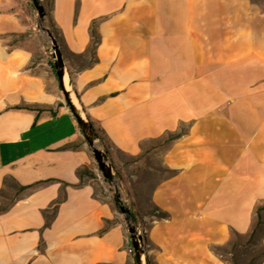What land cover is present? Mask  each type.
<instances>
[{
    "label": "crops",
    "instance_id": "1",
    "mask_svg": "<svg viewBox=\"0 0 264 264\" xmlns=\"http://www.w3.org/2000/svg\"><path fill=\"white\" fill-rule=\"evenodd\" d=\"M11 1L0 0V264H136L112 203L79 175L94 155L44 38ZM50 17L115 165L186 127L152 149L170 173L149 192L167 213L144 215L149 263L229 264L212 245L248 234L264 202V0H51Z\"/></svg>",
    "mask_w": 264,
    "mask_h": 264
},
{
    "label": "rangeland",
    "instance_id": "2",
    "mask_svg": "<svg viewBox=\"0 0 264 264\" xmlns=\"http://www.w3.org/2000/svg\"><path fill=\"white\" fill-rule=\"evenodd\" d=\"M41 1V0H40ZM261 4L263 0H257ZM11 6H16L19 13V20L22 23H31V29L26 32H33L34 34H39L43 36L44 43L46 44V48L49 50V54L52 51L51 40L47 36V32L40 29L38 25V17L37 10L32 3L31 0H12ZM42 2L46 5L48 9H50V4L48 0H42ZM43 24L47 26L50 30L51 28L54 30L56 35V40L60 45V36L57 28L52 22L50 16H45ZM52 31V30H51ZM54 35V34H53ZM54 35V37H55ZM51 58V56H50ZM52 59V58H51ZM186 127H182L180 132L184 131ZM171 134L164 135L160 140L156 142H151L148 144L143 153L140 155L130 157L125 155V157H117L115 158V163L109 157L110 161L113 163L116 169L117 181L119 183L120 194L127 205L138 217L139 220V228L137 231L141 232L144 237H146L145 227H144V215L148 213H156L154 211V206L148 203L149 200V192L153 185L156 183L157 179L167 176L170 171L167 169H157L154 165L156 160H158L159 155L154 154L153 147L158 145H164L168 142V137ZM98 146L105 149L106 145L102 141H99ZM90 148V147H89ZM91 150V149H90ZM92 153V152H91ZM93 155V153H92ZM109 156V155H108ZM92 163V171L94 173V177L87 175L89 178L93 179V183L95 185V192L102 197V199L111 202L113 205V209L115 212V216L113 221L122 223L128 235V228L122 212L116 207L114 203L113 193L114 186L112 183L107 182L98 167L97 162L93 156ZM125 165V169H124ZM119 170H117V168ZM9 198L12 197V194H8ZM8 200H6L1 206H6ZM264 218V211L262 212ZM264 233V225H262L258 230L256 235L253 238H249L248 236L236 239V237L232 236V239L237 241L236 247H232L231 244H225L226 247L225 252L222 251L223 258L227 260L229 264H260L263 254H264V246L261 243V236ZM147 243V241H146Z\"/></svg>",
    "mask_w": 264,
    "mask_h": 264
},
{
    "label": "water",
    "instance_id": "3",
    "mask_svg": "<svg viewBox=\"0 0 264 264\" xmlns=\"http://www.w3.org/2000/svg\"><path fill=\"white\" fill-rule=\"evenodd\" d=\"M31 1L37 10L38 25L40 29L47 32V36L51 40L52 51L50 52V56L52 58L55 73L66 103L69 106L71 113L75 117L84 138L89 144L91 152L93 153L95 161L97 162L104 178L114 186V192L116 193L117 199L120 202V209L127 224L130 241L134 250L135 262L136 264H150L146 254L145 237L141 232L137 231L133 222L128 217L127 210L124 207L123 199L119 189L120 186L117 181L116 169L113 163L110 161L107 151L104 148L98 146L99 138L97 133L79 101V97L73 88L72 82L68 79V73L59 43L55 39L51 30L43 24L45 19V9L39 0Z\"/></svg>",
    "mask_w": 264,
    "mask_h": 264
},
{
    "label": "trees",
    "instance_id": "4",
    "mask_svg": "<svg viewBox=\"0 0 264 264\" xmlns=\"http://www.w3.org/2000/svg\"><path fill=\"white\" fill-rule=\"evenodd\" d=\"M40 1V0H39ZM49 1V4H50V8H51V0H48ZM40 3L43 5L44 9H45V16H50V9H48L46 7V5L42 2V0L40 1ZM51 32L55 35L54 33V30L51 28ZM91 35H92V39H91V47H90V51L95 47L96 43L98 42V37H97V34L95 32L94 29H91ZM55 38H56V35H55ZM51 65H52V68L53 70L55 71V68H54V65H53V61L51 62ZM18 107V106H17ZM92 123V122H91ZM93 125V124H92ZM94 127V126H93ZM95 129V128H94ZM96 133H97V136L99 138V141L102 143V138L100 136V134L98 133V131L95 129ZM181 133L178 132V133H173L171 134V136H169L167 139L170 140V139H173V138H176L180 135ZM105 150L107 151L109 157H110V153L108 151V149L105 147ZM84 174L86 175H89L91 177H94V173L92 170H89L87 168H83V169H80L79 170V175L82 177ZM117 176H118V172H117ZM106 180V179H105ZM107 182H109L108 180H106ZM21 189H23L24 187H20ZM113 198H114V203L116 205V207L121 211L120 209V202L119 200L117 199V196H116V193L114 192L113 193ZM58 203L55 202V205H54V208L56 206V204ZM123 204H124V207L125 209L127 210V215L128 217L131 219V221L133 222L135 228L138 230L139 228V220H138V217L136 216V214L130 209L127 207V205L125 204V202L123 201ZM6 208V206H1L0 205V211L4 210ZM154 211L156 212L154 215L158 216V217H166L167 216V213L165 211H161L158 207H154ZM264 211V202L262 204H259L257 207H256V210H255V214H256V218L253 222V225L251 227V230L248 234L246 235H243V234H240L236 231H233V236L236 237V239H239V238H242V237H245V236H248L249 238H253L256 233H257V230L262 226L264 225V218H263V214L262 212ZM122 212V211H121ZM264 236V233L261 237ZM145 240L147 241V236L145 237ZM237 241L233 240L232 237L230 239V241L227 243V244H231L232 247H236L237 245ZM263 245V244H262ZM264 246V245H263ZM212 249L215 253H217L221 259L223 260H226L223 258V255H222V251L225 252L227 251L226 250V247L224 245H216V244H213L212 245ZM264 259V254H263V257H262V260ZM261 260V261H262ZM227 261V260H226Z\"/></svg>",
    "mask_w": 264,
    "mask_h": 264
},
{
    "label": "built area",
    "instance_id": "5",
    "mask_svg": "<svg viewBox=\"0 0 264 264\" xmlns=\"http://www.w3.org/2000/svg\"><path fill=\"white\" fill-rule=\"evenodd\" d=\"M128 251H129V253L134 254V250H133L132 246L128 249Z\"/></svg>",
    "mask_w": 264,
    "mask_h": 264
}]
</instances>
